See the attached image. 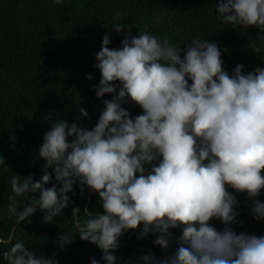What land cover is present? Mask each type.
<instances>
[{
    "label": "clouds",
    "instance_id": "clouds-1",
    "mask_svg": "<svg viewBox=\"0 0 264 264\" xmlns=\"http://www.w3.org/2000/svg\"><path fill=\"white\" fill-rule=\"evenodd\" d=\"M216 13L230 27L264 32V0H218ZM111 30L119 33L123 27L114 24ZM191 41L181 59L180 46L161 41L147 26L134 37L125 34L119 49L109 48L106 34L93 65L101 73L94 91L97 98L112 99L104 101L91 130L65 121L51 124L39 148L45 172L39 181L12 176L8 214L20 223L40 209L43 221L52 222L79 183L102 201V213L85 210L82 223L80 209L73 214L79 238L102 251L104 264H117L120 237L140 225L139 238L151 233L153 244L163 250L173 240L170 230H181L171 257L146 254L140 264H264V236L237 234L230 227L237 222L238 201L225 187L246 193L252 218L264 221V202L257 199L264 189V67L244 74L243 65H237L229 74L216 43ZM253 51L259 54L264 47ZM128 102L143 114L132 117L123 107ZM79 113L88 116L82 107ZM0 168L8 170L3 158ZM53 175L55 183L45 187ZM28 193L39 198H28L19 211L15 199ZM213 219L223 231L209 223ZM73 237L65 232L59 243H71ZM3 260L58 264L36 256L23 242L3 252ZM90 264L99 262L92 258Z\"/></svg>",
    "mask_w": 264,
    "mask_h": 264
},
{
    "label": "trees",
    "instance_id": "trees-1",
    "mask_svg": "<svg viewBox=\"0 0 264 264\" xmlns=\"http://www.w3.org/2000/svg\"><path fill=\"white\" fill-rule=\"evenodd\" d=\"M218 0H0V158L8 170L0 168V264L3 252L16 242H23L38 257L54 258L58 264H90L95 258L104 264L102 251L94 244L82 241L78 236L74 210L80 209L79 221L86 208L93 216L102 213V201L98 193L79 183L68 194L72 202L52 222L43 221L44 213L38 209L29 221L17 225L10 238L16 218L8 214L13 203L10 180L13 175L22 179L32 176L39 181L45 172V161L39 158V148L44 134L56 121L91 130L98 122L104 101L110 95L97 98L94 86L101 73L93 65L100 51L102 39L110 37V49H119L125 38L143 32L163 41L167 39L180 46L181 59L192 39H206L216 43L221 51L224 70L229 74L237 65H243V73L264 67V51L257 54L253 48L264 47V32L255 26L230 27L217 17ZM159 17V22L154 19ZM120 24L119 33L111 29ZM91 75V79L87 77ZM191 83V82H190ZM119 88V82H116ZM88 116L81 117L79 108ZM123 107L132 117L143 114L134 102ZM52 174V169H47ZM264 172V171H262ZM264 176V175H263ZM52 183L45 187H51ZM59 187V185H57ZM226 190L238 201L235 209L237 222L230 225L237 234L264 236V221L251 216L252 200L246 193ZM28 198L38 199L39 193H28L15 199L18 210L29 203ZM264 202V189L257 197ZM217 231H223L219 220L209 221ZM142 225L128 240L134 230L120 237V246L114 253L117 264H140V257L153 255L157 260L171 257L177 247L180 229H171L173 240L167 250L153 244L156 236L151 233L139 238ZM69 232L71 243L61 246L59 238ZM158 235V234H157Z\"/></svg>",
    "mask_w": 264,
    "mask_h": 264
},
{
    "label": "water",
    "instance_id": "water-1",
    "mask_svg": "<svg viewBox=\"0 0 264 264\" xmlns=\"http://www.w3.org/2000/svg\"><path fill=\"white\" fill-rule=\"evenodd\" d=\"M261 175L263 176V175H264V172H262ZM91 195H92V190L90 189V195H89V198H88L87 204H89V202H90ZM69 200L72 202V205H74V202L71 200L70 197H69ZM37 210H38V209H37ZM86 210H87V208H86ZM20 223H21V222H20ZM20 223H16V225L13 227L12 232H11V235H10V238H9L8 240L5 241L6 243H9V242L12 240L13 235H14L15 230H16V227H17V225H19ZM75 223H76V225H77V220H76V218H75ZM136 230H137V229H135L134 231H132V233H131V234L129 235V237H128V240L131 238L132 234L136 232ZM0 242H2V241L0 240Z\"/></svg>",
    "mask_w": 264,
    "mask_h": 264
}]
</instances>
